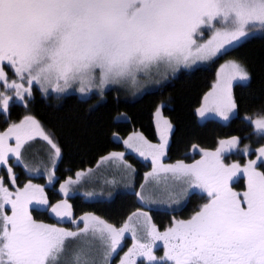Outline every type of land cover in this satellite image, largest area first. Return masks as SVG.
<instances>
[{
  "label": "snow or ice",
  "instance_id": "obj_1",
  "mask_svg": "<svg viewBox=\"0 0 264 264\" xmlns=\"http://www.w3.org/2000/svg\"><path fill=\"white\" fill-rule=\"evenodd\" d=\"M257 31H264V0H0V114L9 112L13 98L26 103L34 85L45 93L75 88L82 95L103 96L113 85L134 86L141 79L174 75L181 67L191 69L228 55ZM5 65L13 70L11 81ZM221 68L227 72L217 73V83L197 109L202 118L215 113L228 121L237 109L232 83L250 80L238 60ZM245 119L264 137V115ZM171 131L163 120L159 144L142 136L123 141L152 162L135 195L142 205L158 203V197L178 204L200 192L206 202L191 217L173 218L163 232L140 209L121 227L90 213L77 221L67 199L50 203L45 186L31 180L16 186L13 169L7 167L15 190L0 178V264H112L129 233L134 244L119 264H264V147L243 166L227 164L225 153L239 150L248 156L252 151L247 145L239 149V138L232 136L219 141L215 151L202 150L201 159L191 164H166L162 161ZM37 136L54 150L52 167H43L51 184L61 149L32 116L0 132V167L13 159L26 171L39 173L41 168L29 166L23 155ZM124 156L113 152L102 160L120 162L130 175L135 170ZM86 175L69 177L60 192L68 197L71 186ZM240 178L243 191L234 187ZM37 211L49 213L57 223L34 218ZM134 218L136 223H130ZM65 221L77 224L76 230L58 226ZM157 241L163 242V256L155 254Z\"/></svg>",
  "mask_w": 264,
  "mask_h": 264
},
{
  "label": "trees",
  "instance_id": "obj_2",
  "mask_svg": "<svg viewBox=\"0 0 264 264\" xmlns=\"http://www.w3.org/2000/svg\"><path fill=\"white\" fill-rule=\"evenodd\" d=\"M228 60L242 62L250 74L247 83H237L233 86V98L237 103L236 114L228 121L199 119L197 109L211 89L218 67ZM122 114L126 115V118L118 119ZM262 115L264 32L243 40L234 49H230L228 55L215 58L192 70H180L162 85L136 98H129L114 88L106 90L102 97L93 94L88 98H81L76 94L61 97L43 96L39 90L33 89V94L26 103H13L7 114H0V130L6 129L10 122L19 121L25 116L34 117L61 149L55 166V179L51 184H46L45 177L27 174L13 159L9 160L7 166L0 167V172L3 174L5 185L12 191L15 189L11 185L7 167L13 169L16 186L23 187L31 180L34 184L45 186L50 203L55 204L61 199H67L72 206V216L77 221L90 213L121 227L133 212L144 208L135 192H119L110 200L87 201L78 195L63 197L59 185L69 177H74L77 172L93 167L113 152H124V158L144 168L143 172L139 171L137 174V181H141L144 171L150 169L152 164L128 153L123 140L131 133H139L149 143L157 144V130L162 129L163 120L172 125L165 156L167 163H175L178 160L187 163L191 158H196L198 153H202V150L213 151L219 146V141L230 139L232 136L238 137L244 146H264V137L255 131L248 119H245ZM192 153L194 157L191 156ZM149 213L151 220L163 227L169 222L173 212L149 210ZM33 215L44 223H57L56 218L47 212L37 211ZM62 224L73 226V223L68 221ZM155 254L162 256L163 251ZM117 257L116 255L112 264L117 262Z\"/></svg>",
  "mask_w": 264,
  "mask_h": 264
},
{
  "label": "rangeland",
  "instance_id": "obj_3",
  "mask_svg": "<svg viewBox=\"0 0 264 264\" xmlns=\"http://www.w3.org/2000/svg\"><path fill=\"white\" fill-rule=\"evenodd\" d=\"M263 32L264 31H257L251 36L259 35V34H262ZM251 36H249V37H251ZM228 61H230V60H228ZM228 61H225V62L220 64V66L217 69V73L221 72L222 75H223L224 73L227 72V69H223V72H222L221 66L225 65ZM206 63H208V62L199 63L198 65L194 66L191 69H185V68L181 67L174 75L171 72H168L166 74V76L164 74H161L159 76H154L151 79H141L134 86H131V85H123V86H121V85H113V86H110V87L106 88L105 91L110 89V88H114V89H117L121 94H123V95H125V96H127L129 98H136V97L142 95L143 93H145L146 91H150V90L162 85L163 83H165L166 81L171 79L173 76H175L180 70H192L195 67L205 65ZM4 70L7 73L9 81H11L12 79L15 78L14 74H13V70L10 67L5 65L4 66ZM217 73H216V78H215V80H214V82H213V84L211 86V89L208 92H210L212 90V88H213V85L217 83ZM248 81H243V82L234 81L232 83V95H233V86L235 84H237V83L245 84ZM33 89L39 90V92L43 96L51 95V96H54V97H61V96H65V95H68V94H76V95H78L81 98H88V97H90L93 94L99 95L96 92L90 93L89 95H82L78 91H76L75 88L69 89L68 91H66L64 93H56V92L51 91V89H49V91L45 93V92H42L40 90L39 86H37V85H34ZM33 89H32V94H33ZM3 90L4 89L2 87H0V91H3ZM8 94H11V92H9ZM100 97H102V96H100ZM13 103H23V102H20V101L16 100L15 98H13V100L11 101V105ZM202 103H203V101H202ZM202 103H201V105H202ZM233 116H231V117H233ZM125 118H126V115H124V114L118 116V119H125ZM206 118H214V119H217V120L224 121L220 117H218L215 113H206L205 117H203V118L200 117L199 119H206ZM256 118H259V116L253 117L252 119H256ZM21 120L10 122L8 124V126L6 127V129L0 130V132L6 131L7 128L12 123H19ZM39 125H40V123H39ZM40 127L44 131V133L49 135L50 138L54 141V139L51 137V135L41 125H40ZM160 131H161L160 129L157 130V132H158V142H157V144L160 143ZM170 134H168V141L170 140ZM137 136H142V135L139 134V133H131L127 137H125L123 141L127 140L129 137H133L134 142H136L135 138ZM143 139L145 140L144 137H143ZM8 143L14 144V140H10V141H8ZM123 145H124L125 150L128 153L136 155L139 159L146 160L143 157H141L138 153L132 151L131 149H128L127 146L124 143H123ZM262 147H264V146H262ZM50 153H54V150L51 149V146L48 145L47 141H45L41 137L37 136L35 140L29 142V145H26V150L23 152V155H24L25 163H27L29 166H38V167L41 168V171L39 173H31V172L26 171L25 168L22 165L21 166L23 167L24 171L27 174L31 175V176H34V177L43 176V177H45V183L49 184L47 176L43 173V167L44 166H47L49 168L52 167V162H51V159H50ZM199 159H201V156L196 157L195 159L191 160V162H187V164H191V163L194 162V160H199ZM124 161L127 164L131 165L132 169L135 170L130 175H126L122 171V165L120 164V162L113 163L112 161H104L102 159L99 160L93 167L87 168L85 170H81V172L87 174L86 178L82 179L78 184L71 186V192H70V195L68 197L78 195V196H81L84 200H87V201H92V200H110L111 198L114 197V195H116L119 192H135V193L140 192L141 191L140 185L145 182V174L152 171V165L150 166V169H147V170L144 171V175H143L141 181H137L138 172L139 171L143 172L144 168L138 167L136 164L132 163L127 158H124ZM147 161L151 162V158L149 157L147 159ZM233 161H235V160H233ZM41 162H43V163H41ZM162 162L166 163V164H174V162L173 163L165 162V157L163 158ZM56 164H57V159H56V162H55V166H56ZM151 164H152V162H151ZM0 178H3V174L1 172H0ZM75 178H76V175L74 177H72V179H75ZM65 181H63L62 183H64ZM244 187H245V185H244ZM59 188H60V185H59ZM243 190H244V188L241 191H243ZM89 193H91V195H88ZM192 193H197V192H192ZM191 194L183 197L181 199L180 203H178V204L177 203H171L166 198L158 197V200H160V202L154 203V204H150V205H142L141 204L145 209L142 208L140 210L143 211V212H147L148 216L150 215L149 210L172 211V210L180 207L185 202L186 198L188 196H190ZM61 195L63 197H65L63 195V193H61ZM137 199H138V197H137ZM125 222H128V219ZM130 223H136L135 218ZM75 225L76 224H73V226L70 227V226H65L64 224L60 223L58 226L64 227V228H68V229H71V230H76L77 226H75ZM79 227H83V224H80ZM139 227H140V225H137L138 229H139ZM129 235L131 237L130 233H129ZM137 235L138 236L142 235V232L138 231ZM131 239H132V237H131ZM133 244H134V240L132 239V243H131V246H129V248L132 247ZM157 244L159 245V243H157ZM129 248L125 247V248H123V249H121L119 251V253L117 254V256H118L117 257V262L114 263V264H119L120 257H122L124 255V253L127 252V250ZM163 254H164V250H163ZM163 254H162V256H163Z\"/></svg>",
  "mask_w": 264,
  "mask_h": 264
},
{
  "label": "flooded vegetation",
  "instance_id": "obj_4",
  "mask_svg": "<svg viewBox=\"0 0 264 264\" xmlns=\"http://www.w3.org/2000/svg\"><path fill=\"white\" fill-rule=\"evenodd\" d=\"M263 145H261L262 147ZM250 147V146H249ZM239 149H243L244 145H242L241 143L238 146ZM260 147H250L251 154L248 156H245L242 151L239 150H233L230 153H225L224 154V162L227 164H231V163H239L242 165H245V163L250 160V159H255L256 158V149H258ZM216 150V149H215ZM214 151V150H213ZM201 153H198L199 157L201 156ZM192 157H194V154H191ZM195 158H191V160H193ZM191 160L189 162H191ZM235 160V161H233ZM244 180L243 178H240L239 181L235 184V189L237 191H241L244 188ZM206 202V199L204 198L203 194H201L200 192L197 193H192L190 196H188L185 200V202L178 208L170 211L173 212L170 215V220L169 222H166L163 227H161L159 224L154 223L152 220H150L151 224H154L157 229L161 232H163L168 226H171L172 224V220L173 218L179 220V219H188L189 217H191L197 210H199V207ZM132 243V239L130 237L129 234H127L126 239L123 242V248H129V246H131ZM157 243H159V247H157L156 249H154L155 253H158L159 251H163V242L161 241H157ZM122 248V249H123Z\"/></svg>",
  "mask_w": 264,
  "mask_h": 264
}]
</instances>
